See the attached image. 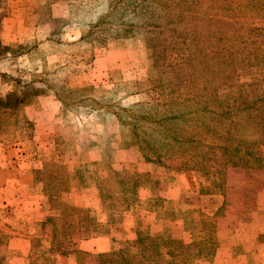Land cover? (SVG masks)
Wrapping results in <instances>:
<instances>
[{
	"label": "rangeland",
	"instance_id": "rangeland-1",
	"mask_svg": "<svg viewBox=\"0 0 264 264\" xmlns=\"http://www.w3.org/2000/svg\"><path fill=\"white\" fill-rule=\"evenodd\" d=\"M107 1L0 0V264H95L79 247L105 232V252L140 233L171 264H264V167L147 161L118 121L156 94L142 36L89 34ZM154 3L174 57L243 65L208 0ZM47 217L65 221L56 239Z\"/></svg>",
	"mask_w": 264,
	"mask_h": 264
},
{
	"label": "trees",
	"instance_id": "trees-1",
	"mask_svg": "<svg viewBox=\"0 0 264 264\" xmlns=\"http://www.w3.org/2000/svg\"><path fill=\"white\" fill-rule=\"evenodd\" d=\"M208 4L215 11L214 27L233 34L234 48L243 58L241 67H217L198 55L174 57L170 40L158 37L154 0H108L107 13L89 34L95 30L104 38L140 35L149 50V89L156 97L151 103L131 104L117 115L145 160L179 157L183 163L211 166L214 173L224 172L234 162L262 169L264 0H208ZM64 223L53 217L44 220L53 239ZM162 245L160 239L145 241L137 233L133 250L100 253L95 264H171L162 257Z\"/></svg>",
	"mask_w": 264,
	"mask_h": 264
},
{
	"label": "crops",
	"instance_id": "crops-1",
	"mask_svg": "<svg viewBox=\"0 0 264 264\" xmlns=\"http://www.w3.org/2000/svg\"><path fill=\"white\" fill-rule=\"evenodd\" d=\"M112 233L111 232H105L102 234H97L93 237H89L83 240L84 243L81 244H86L83 245L82 247L80 246L79 248L82 251H92L96 253H103L107 250H109V246L112 244ZM89 244V245H88ZM59 258H63L62 256H59ZM84 258V257H83ZM99 264H102V262H99Z\"/></svg>",
	"mask_w": 264,
	"mask_h": 264
}]
</instances>
